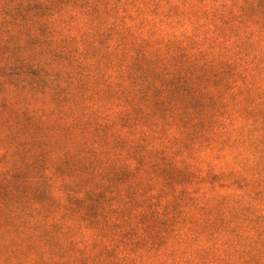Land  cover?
Here are the masks:
<instances>
[{
    "label": "rangeland",
    "instance_id": "obj_1",
    "mask_svg": "<svg viewBox=\"0 0 264 264\" xmlns=\"http://www.w3.org/2000/svg\"><path fill=\"white\" fill-rule=\"evenodd\" d=\"M0 264H264V0H0Z\"/></svg>",
    "mask_w": 264,
    "mask_h": 264
}]
</instances>
